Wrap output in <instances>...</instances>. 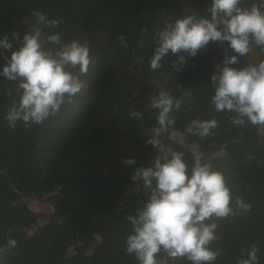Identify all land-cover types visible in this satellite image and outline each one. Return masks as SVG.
I'll use <instances>...</instances> for the list:
<instances>
[{"label":"trees","instance_id":"trees-1","mask_svg":"<svg viewBox=\"0 0 264 264\" xmlns=\"http://www.w3.org/2000/svg\"><path fill=\"white\" fill-rule=\"evenodd\" d=\"M259 2L241 0L245 7ZM211 3L0 0V40L7 37L13 45L11 50L0 48V68L3 56L18 49L35 25L33 9L61 21L58 28H44V37L58 31L64 41L76 39L88 45L92 57L87 75L81 76L85 88L75 103L65 104L42 125L8 126L7 108L19 98L20 89L0 75V246L10 238L17 241L2 264H138L134 255L126 253L125 239L132 231L126 216L137 214L149 190L135 184L131 175L170 151L183 153L189 172L194 156L201 155L202 162L224 175L230 188L235 211L215 220L219 238L212 247L220 255L214 264H237L253 245L259 249L258 264H264V127L235 125V113L216 112L211 103V76L223 66L227 42H210L195 57L169 52L158 70L150 68L156 31L192 13L210 19ZM227 54L233 53L229 49ZM180 55L186 63L179 62ZM239 60L234 67L258 63L264 52L253 45L249 55ZM161 91L184 102L171 113L175 123L160 137L157 149L146 141L159 112L151 106V98ZM131 110L140 112L141 118L133 119ZM213 118L219 126L208 137L187 131L192 120ZM127 158L135 163H123ZM237 197L250 210L237 208ZM34 198L49 203L53 211L34 212L29 206ZM164 256L161 252L158 258ZM167 264L190 262L169 259Z\"/></svg>","mask_w":264,"mask_h":264},{"label":"clouds","instance_id":"clouds-1","mask_svg":"<svg viewBox=\"0 0 264 264\" xmlns=\"http://www.w3.org/2000/svg\"><path fill=\"white\" fill-rule=\"evenodd\" d=\"M208 11L210 19L192 13L166 22L157 30V47L150 68L158 70L169 52H187L195 57L210 42L220 45L227 42L223 66L211 76L214 89L211 103L216 112L235 113L232 117L235 125L250 123L264 127V60L239 68L233 66L240 63L239 57L249 55L253 45L264 52V0L250 7L242 6L241 0H212ZM31 15L36 18L35 25L23 36L18 49L11 51L10 56H3L5 63L0 68V75L20 89L19 98L13 100L5 115L12 129L17 122L25 126L42 125L59 114L65 104L75 103L74 98L85 88L81 76L87 75L92 63L88 45L76 39L64 41L58 31L43 36L44 28L59 27V19L49 18L38 9H33ZM13 37L19 39L15 32ZM119 39L125 41L123 35ZM0 48L11 50L13 45L5 37L0 40ZM229 49L233 54H227ZM179 62L186 63V58L180 55ZM76 68L78 73L71 70ZM7 95L11 96L12 91ZM183 102L182 97H174L167 91L151 98V106L159 112L147 144L159 149L160 137L175 123L171 113L179 111ZM129 115L133 119L142 116L135 110ZM218 126L215 118L194 119L187 131L203 139ZM202 160L201 155H195L189 172L183 153L170 151L167 156H156L150 166L139 167L132 173L131 180L149 190L137 214L126 216L132 226L125 239L126 253L134 255L138 264H167L169 259L214 264L220 255V250L212 247L219 238L215 220L233 215L235 209L224 175ZM123 163L134 164L135 160L127 158ZM235 204L243 211L250 210V205L240 197ZM16 247L17 241L12 238L0 246V264L4 254ZM161 252L164 258H158ZM258 252V247L253 245L247 257L239 259L237 264H258Z\"/></svg>","mask_w":264,"mask_h":264},{"label":"built area","instance_id":"built-area-1","mask_svg":"<svg viewBox=\"0 0 264 264\" xmlns=\"http://www.w3.org/2000/svg\"><path fill=\"white\" fill-rule=\"evenodd\" d=\"M32 202H35V203H38L39 205H42V206H47L46 204H48V203H46V202H44L43 200H41V199H39V198H34L33 200H32ZM32 209V208H31ZM34 212H36V213H42V214H49L50 212H52L53 211V207L52 206H50V212L49 213H47V212H45L44 211V209H42V210H37V211H35L34 209H32ZM44 220H42V219H39V222H43Z\"/></svg>","mask_w":264,"mask_h":264},{"label":"rangeland","instance_id":"rangeland-1","mask_svg":"<svg viewBox=\"0 0 264 264\" xmlns=\"http://www.w3.org/2000/svg\"><path fill=\"white\" fill-rule=\"evenodd\" d=\"M46 205H47L46 207L39 205L38 203L32 202V200L29 202L30 208L34 209L35 211L44 209L45 212L49 213L51 205L49 203Z\"/></svg>","mask_w":264,"mask_h":264}]
</instances>
